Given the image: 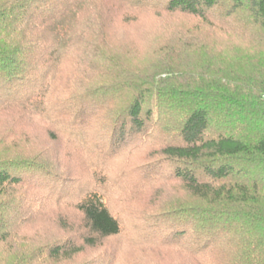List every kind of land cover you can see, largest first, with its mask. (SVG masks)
Masks as SVG:
<instances>
[{
    "label": "trees",
    "instance_id": "16d2710c",
    "mask_svg": "<svg viewBox=\"0 0 264 264\" xmlns=\"http://www.w3.org/2000/svg\"><path fill=\"white\" fill-rule=\"evenodd\" d=\"M0 118L8 264H264V0H0Z\"/></svg>",
    "mask_w": 264,
    "mask_h": 264
},
{
    "label": "rangeland",
    "instance_id": "374dc122",
    "mask_svg": "<svg viewBox=\"0 0 264 264\" xmlns=\"http://www.w3.org/2000/svg\"><path fill=\"white\" fill-rule=\"evenodd\" d=\"M177 19H175L172 22H169V24H173V23H180V24H186V25H190L194 22H196L195 19L191 18V17H183V16H178L175 17ZM156 20V19H155ZM155 20H152V22H154ZM168 21H170V19H168ZM117 28V27H115ZM163 28V27H162ZM111 30V44L113 43V46L111 47V54L117 55V57H122V55H120L119 53H116L114 51L115 47L118 46H122L125 44H129L131 43V38L133 36V34L130 32L129 29H125L124 32H120L119 29H110ZM146 35V32H145ZM131 46V44H130ZM124 57V56H123ZM126 58V57H125ZM134 62L131 63V66L135 67ZM103 98H105V95L103 96ZM3 127H5L2 123V118H0V135L4 134V130ZM34 135L35 137L33 138L32 142L35 145H39L42 146V150L49 148V151H52V158L53 160H55V158L53 156H56L55 154L57 152H59L60 150V145L58 144L57 141H51L48 137L46 132L41 129V127H39L38 129H34ZM2 146L0 145V154L2 153ZM32 145L29 142H24L21 144L20 149L25 152V150H29ZM63 151V150H62ZM60 151V152H62ZM47 158L49 157V154L46 156ZM61 172H63L62 170H60ZM169 190L171 188H168ZM168 189L165 190L166 194H164L165 192H163L160 198L157 197H153L150 198L149 195L152 193V191H148L145 192L143 191V194L139 195V196H134L135 198L130 199L128 205L140 210H147V206H145L151 199L150 203H153L154 205H161L162 207L166 206V205H170L172 203V201L177 198L175 196V192L173 190L172 193H170L171 191L168 192ZM181 196H183V193H179ZM132 196V195H131ZM155 201V202H154ZM141 203H143L141 205ZM144 205V208H143ZM49 213L47 215H45L42 218H39L38 220L35 221L34 224L32 225H27V227L23 228V230L20 232L19 236L16 238L15 240V244H14V248L12 247L11 244L13 243H9L7 245L4 244H0V264H8V260L11 259L12 257V252H14L15 247L19 245V243L21 242L23 245H27V244H34V245H42V241L37 237V232L39 228H41L44 231V238L47 239L49 237H53L56 238V236L61 232L59 230V226L57 225V223L54 221V213L57 212H51V210L48 211ZM50 215H52L53 217H49ZM52 218V221H51ZM20 248H22V246H19ZM133 254H132V259L127 260L128 262H130L132 260L131 263H135L139 260V256L137 257L136 254H145L147 257L152 258V260H154V264H178V263H182L184 262V260L182 258L179 257L178 254L170 252V251H163L161 249H155V248H134L133 250H130ZM134 256L136 258H134ZM123 257V255H122ZM141 257V256H140ZM13 260V257L11 259V261ZM142 260V259H141ZM10 261V263H11ZM194 263L192 260H188V262Z\"/></svg>",
    "mask_w": 264,
    "mask_h": 264
}]
</instances>
